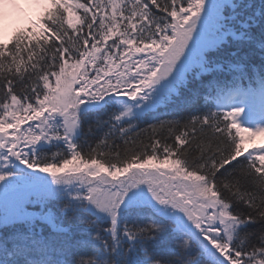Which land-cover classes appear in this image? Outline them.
<instances>
[{
	"label": "snow or ice",
	"instance_id": "snow-or-ice-1",
	"mask_svg": "<svg viewBox=\"0 0 264 264\" xmlns=\"http://www.w3.org/2000/svg\"><path fill=\"white\" fill-rule=\"evenodd\" d=\"M0 264H264V0H0Z\"/></svg>",
	"mask_w": 264,
	"mask_h": 264
}]
</instances>
